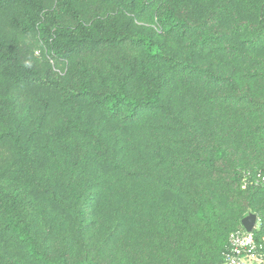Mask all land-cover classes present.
I'll return each mask as SVG.
<instances>
[{
	"label": "trees",
	"instance_id": "obj_1",
	"mask_svg": "<svg viewBox=\"0 0 264 264\" xmlns=\"http://www.w3.org/2000/svg\"><path fill=\"white\" fill-rule=\"evenodd\" d=\"M180 83L202 113L215 100L264 116V0H0V179L12 188L0 191V264H96L69 250L89 208L146 231L150 211L176 212L181 231L170 226L166 238L187 236L176 201L197 195L186 174L166 176L177 155L167 157L158 140L182 104L173 99ZM192 154L200 179L211 176L205 149ZM247 169L264 171V162L239 167L238 188ZM30 190L42 210L21 206ZM239 192L241 216L221 236L218 259L178 264L222 262L228 233L264 201L263 186ZM197 197L194 215L207 221L216 205L206 211L210 197ZM37 212L57 227L41 232Z\"/></svg>",
	"mask_w": 264,
	"mask_h": 264
},
{
	"label": "rangeland",
	"instance_id": "obj_2",
	"mask_svg": "<svg viewBox=\"0 0 264 264\" xmlns=\"http://www.w3.org/2000/svg\"><path fill=\"white\" fill-rule=\"evenodd\" d=\"M251 86L254 90L257 88V83H251ZM173 99L175 103L182 104L176 107L173 117L164 120L166 124L158 132V140L163 147L162 152L170 159H174L176 157L174 155H177L176 160L165 167V174L168 178L176 174H186L187 188H192L195 192L189 194L202 196L203 199L210 197L208 203L204 204V209L211 210L209 203L213 201L216 205L215 213L207 212L208 220L200 221L194 215L198 203L195 200L198 197L196 196L194 200L188 199L186 204V199L181 196L176 202L179 203L181 213L189 219L190 228L187 236L185 234L181 236V242L174 243L166 236L170 226L180 230L178 226L181 225V219L177 217L176 212L150 211L148 218L151 225L146 231L137 225L134 230V226L128 221L122 226L123 228H120L119 222L121 224L122 222L119 218L106 216L95 211L94 208L92 210L89 208L90 212L84 220L81 237L74 236L69 247L75 258L92 259L96 264H178L184 258L191 260L196 258L202 261L204 258L205 261L218 259L217 245L221 241V236L241 216L236 206L245 193L239 192L243 188L241 183L239 188L237 187L234 181L235 173L239 167H249L264 162V116H254L247 107H235L232 104L218 105L215 100L213 106L216 107L211 112L202 113L203 111L193 102L191 91L185 89L181 83L175 89ZM208 110L207 108L206 111ZM179 111L181 115L177 117ZM205 118H208V123ZM180 121L183 128L177 130L180 129L178 124ZM217 146L224 150L223 159L215 154L214 148ZM201 147L215 165L210 170L211 176L204 179L199 177L204 173V169L194 164L193 160H189L192 153H200ZM211 181L215 183H211L209 187L203 184ZM8 186L12 189L8 182L0 179V191ZM202 189L208 190L210 195L204 193ZM167 197L164 201L166 208H169L167 201L171 202L173 198L169 194ZM24 199L21 203L24 209L34 208L35 211L43 209V204L35 191H28ZM260 204L261 211L257 210L260 208H254L250 212H257L256 214L264 219V201ZM176 210L174 207V211ZM36 215L41 232L47 233L51 227H57L56 223L49 221L45 212L43 214L37 212ZM50 235H52L49 238L51 247L55 245L53 249L59 251L60 232L53 229ZM161 238L165 240L160 247L158 243ZM199 252L203 253L200 258L197 255Z\"/></svg>",
	"mask_w": 264,
	"mask_h": 264
},
{
	"label": "built area",
	"instance_id": "obj_3",
	"mask_svg": "<svg viewBox=\"0 0 264 264\" xmlns=\"http://www.w3.org/2000/svg\"><path fill=\"white\" fill-rule=\"evenodd\" d=\"M264 187V171L259 169L243 170L241 187ZM259 220L253 229L247 232L242 226L227 235L221 264H264V232L259 231Z\"/></svg>",
	"mask_w": 264,
	"mask_h": 264
},
{
	"label": "water",
	"instance_id": "obj_4",
	"mask_svg": "<svg viewBox=\"0 0 264 264\" xmlns=\"http://www.w3.org/2000/svg\"><path fill=\"white\" fill-rule=\"evenodd\" d=\"M257 221V215L255 213L246 214L241 220V226L247 231L250 232Z\"/></svg>",
	"mask_w": 264,
	"mask_h": 264
}]
</instances>
